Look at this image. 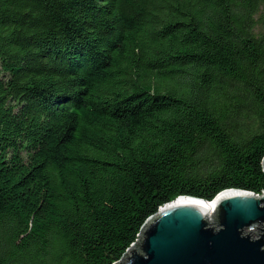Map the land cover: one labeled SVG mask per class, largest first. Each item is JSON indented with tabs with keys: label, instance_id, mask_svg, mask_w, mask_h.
Instances as JSON below:
<instances>
[{
	"label": "trees",
	"instance_id": "1",
	"mask_svg": "<svg viewBox=\"0 0 264 264\" xmlns=\"http://www.w3.org/2000/svg\"><path fill=\"white\" fill-rule=\"evenodd\" d=\"M263 157L264 0H0V264H114Z\"/></svg>",
	"mask_w": 264,
	"mask_h": 264
},
{
	"label": "water",
	"instance_id": "2",
	"mask_svg": "<svg viewBox=\"0 0 264 264\" xmlns=\"http://www.w3.org/2000/svg\"><path fill=\"white\" fill-rule=\"evenodd\" d=\"M114 264H264V192L228 189L210 202L180 196L145 221Z\"/></svg>",
	"mask_w": 264,
	"mask_h": 264
},
{
	"label": "rangeland",
	"instance_id": "3",
	"mask_svg": "<svg viewBox=\"0 0 264 264\" xmlns=\"http://www.w3.org/2000/svg\"><path fill=\"white\" fill-rule=\"evenodd\" d=\"M211 226H213V224L212 223H209ZM259 228H260V226L258 225L257 227L256 226H254V227H252V229H251V231H253V232H256V233H259ZM248 231H249V229H248ZM253 232H250L251 234H252V236L253 237H256L257 236V234H253Z\"/></svg>",
	"mask_w": 264,
	"mask_h": 264
},
{
	"label": "bare ground",
	"instance_id": "4",
	"mask_svg": "<svg viewBox=\"0 0 264 264\" xmlns=\"http://www.w3.org/2000/svg\"><path fill=\"white\" fill-rule=\"evenodd\" d=\"M207 217H208V214H207Z\"/></svg>",
	"mask_w": 264,
	"mask_h": 264
}]
</instances>
